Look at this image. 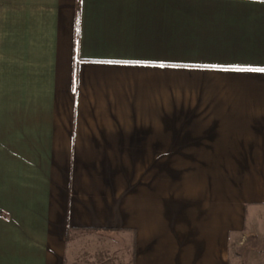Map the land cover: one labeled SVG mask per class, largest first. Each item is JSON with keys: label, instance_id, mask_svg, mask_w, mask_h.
Listing matches in <instances>:
<instances>
[{"label": "crops", "instance_id": "0c3cea01", "mask_svg": "<svg viewBox=\"0 0 264 264\" xmlns=\"http://www.w3.org/2000/svg\"><path fill=\"white\" fill-rule=\"evenodd\" d=\"M260 69L264 0H0V264L79 234L230 264L264 235Z\"/></svg>", "mask_w": 264, "mask_h": 264}, {"label": "rangeland", "instance_id": "374dc122", "mask_svg": "<svg viewBox=\"0 0 264 264\" xmlns=\"http://www.w3.org/2000/svg\"><path fill=\"white\" fill-rule=\"evenodd\" d=\"M160 163V162H159ZM162 168H166V162ZM157 162H145V169H155ZM148 174V173H147ZM251 215L247 217V226ZM256 234H253L255 233ZM127 243L105 234L72 236L67 244L64 264H130L131 250ZM230 264H264V235L253 228L231 242Z\"/></svg>", "mask_w": 264, "mask_h": 264}, {"label": "snow or ice", "instance_id": "6c2138e0", "mask_svg": "<svg viewBox=\"0 0 264 264\" xmlns=\"http://www.w3.org/2000/svg\"><path fill=\"white\" fill-rule=\"evenodd\" d=\"M258 71H264V69H260V70H258Z\"/></svg>", "mask_w": 264, "mask_h": 264}]
</instances>
